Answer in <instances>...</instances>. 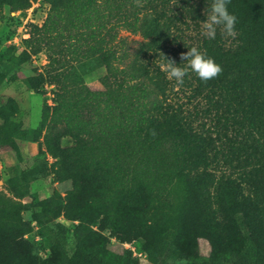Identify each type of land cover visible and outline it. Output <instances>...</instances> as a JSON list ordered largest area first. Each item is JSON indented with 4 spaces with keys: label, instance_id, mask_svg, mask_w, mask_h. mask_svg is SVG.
I'll use <instances>...</instances> for the list:
<instances>
[{
    "label": "trees",
    "instance_id": "obj_1",
    "mask_svg": "<svg viewBox=\"0 0 264 264\" xmlns=\"http://www.w3.org/2000/svg\"><path fill=\"white\" fill-rule=\"evenodd\" d=\"M36 1L0 0V9L24 10ZM42 1L47 16L41 25L30 24L25 44L33 55L45 52L48 62L24 81L40 92L52 85L53 103H44L31 128L13 120L0 99V148L21 158L19 142L43 136L39 151L51 155L56 179L71 180L72 188L41 201L34 217L39 240L26 237L34 225L24 219L21 203L0 192V264H141L123 244L132 240L152 264H264V0H231L235 38L218 28L215 39L202 34L199 43L222 74L205 83L189 69L180 86L191 91L190 102L208 99L223 127L231 120L237 133L244 129L254 138L241 153L232 145L225 153L195 127L198 112L185 113L172 99L175 80L154 60L139 59L161 55L177 41L172 3L183 1L190 5L185 12L204 19L213 0ZM122 28L144 40L134 58ZM95 62L106 69L102 90H92L83 76ZM4 78L0 73V84ZM242 153L240 177L217 173ZM10 182L18 197L27 195L25 176ZM60 216L73 224L71 248L64 225L46 229Z\"/></svg>",
    "mask_w": 264,
    "mask_h": 264
},
{
    "label": "rangeland",
    "instance_id": "obj_2",
    "mask_svg": "<svg viewBox=\"0 0 264 264\" xmlns=\"http://www.w3.org/2000/svg\"><path fill=\"white\" fill-rule=\"evenodd\" d=\"M196 1L198 0L191 2ZM186 5L187 7L190 6L189 4H184L183 1L172 3L171 10L168 11L170 16L177 15L179 17L175 21V26L171 28V34L177 38V41L171 39L167 49L161 52V55L141 54L139 56L140 60L144 62H152L154 60L162 68L163 65L167 64L168 58L174 60L181 68L186 67V61L181 59V54L186 53L193 46L200 50L202 22L210 14L204 15V19L202 17H192L185 12L184 6ZM48 9V4L42 0H37L31 7L24 10L10 11L8 6L0 9V73L5 77L0 84V99L2 104L9 107L13 112V116H11L13 120L31 128L38 126L44 103H53L54 88L52 85L45 84L44 91L40 92L34 91L26 85L25 78L45 70V65L48 61L45 52L31 54L30 49L26 47L25 39L29 37L30 24L41 25L47 16ZM120 36L128 39L131 58H134L136 52L140 49V44L144 41L142 36L138 32L126 28L120 30ZM172 53H174V56H171ZM105 75V67L96 62L90 65L88 71L83 74L86 84L92 90L105 88ZM190 92L189 89L182 90L180 86L175 84L174 91L170 93L174 102L183 104L185 113L191 111L195 115V111L198 112L193 120L195 127L211 134L220 150L227 153L231 150L230 145H232L236 150L240 149L241 153L243 144L249 146L253 142L254 138L246 136L244 129L237 133L235 130L237 125L232 124L231 120L227 122L228 127H223L221 123L224 122V118L221 117L220 122L218 120V115L221 112L217 115V111L211 107L208 99L201 96L192 99V102H190L187 97ZM208 108H211V111L207 112L206 109ZM224 133H228L229 138L225 137ZM254 135L263 140L260 135L256 133ZM41 142H43V136L39 141H20L21 158H18L16 152L9 147L0 148V192L7 198L21 203L24 219L34 225V231L26 235L30 240L40 239L38 234L39 227L36 225L34 217L35 214L41 211L39 206L41 201L55 192L65 196L66 192L72 188L71 180L58 181L56 179L53 167L54 159L48 152L39 151ZM233 157V166L231 167L229 164L225 166L221 163V168H218L219 170L217 171L218 174L226 171V173L232 174L233 177H240L243 171L238 166L237 160L240 157H246V154H237L236 156L233 155ZM17 176H25L27 179L23 187L28 189V193L24 197H18L11 185V179ZM245 188L247 192L249 185H246ZM59 224L66 227L67 243L68 247L71 248L73 246V224L71 221H66L60 216L49 221L46 229L48 231L58 230ZM112 242L113 249L117 250L120 242L115 238L112 239ZM199 243L201 251L208 253V242L200 239ZM123 244L126 248L133 250L134 255L140 258L141 264H152L147 256L140 251V243L137 240ZM47 254L48 250L41 252L42 256ZM169 264H188V262L177 260Z\"/></svg>",
    "mask_w": 264,
    "mask_h": 264
},
{
    "label": "clouds",
    "instance_id": "obj_3",
    "mask_svg": "<svg viewBox=\"0 0 264 264\" xmlns=\"http://www.w3.org/2000/svg\"><path fill=\"white\" fill-rule=\"evenodd\" d=\"M230 4L231 0H213L210 14L202 22V34L206 38L215 39L218 28L225 37L235 38L237 35V17L230 13ZM181 59L186 61V67L184 68H181L174 60L168 58L167 64L162 66L166 77L169 80H175L177 86L183 85L189 69L205 83L218 78L223 72L222 66L214 58L206 56L195 46L189 48L186 53H182Z\"/></svg>",
    "mask_w": 264,
    "mask_h": 264
}]
</instances>
